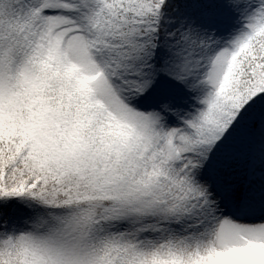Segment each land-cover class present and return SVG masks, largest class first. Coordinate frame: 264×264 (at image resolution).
<instances>
[{"label":"snow or ice","instance_id":"1","mask_svg":"<svg viewBox=\"0 0 264 264\" xmlns=\"http://www.w3.org/2000/svg\"><path fill=\"white\" fill-rule=\"evenodd\" d=\"M0 264H264V0H0Z\"/></svg>","mask_w":264,"mask_h":264}]
</instances>
